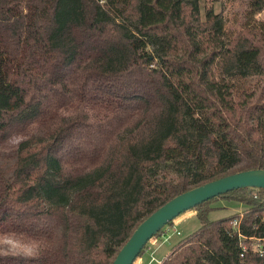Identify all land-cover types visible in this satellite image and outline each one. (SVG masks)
Returning a JSON list of instances; mask_svg holds the SVG:
<instances>
[{"label":"trees","instance_id":"1","mask_svg":"<svg viewBox=\"0 0 264 264\" xmlns=\"http://www.w3.org/2000/svg\"><path fill=\"white\" fill-rule=\"evenodd\" d=\"M57 1L0 0V142L19 138L0 157V227L33 243L0 264H111L173 197L264 170V0L202 19L199 0H78L60 32ZM218 201L244 209L208 221ZM191 211L199 228L160 264H264V190Z\"/></svg>","mask_w":264,"mask_h":264},{"label":"rangeland","instance_id":"2","mask_svg":"<svg viewBox=\"0 0 264 264\" xmlns=\"http://www.w3.org/2000/svg\"><path fill=\"white\" fill-rule=\"evenodd\" d=\"M229 0H199L198 9L199 16L202 19L203 9L207 6H212L215 12H218L220 5L228 7ZM81 9L78 0H58L55 13V20L58 24L57 31L70 22L79 21L81 19ZM264 20V11L257 17ZM253 81V79H251ZM19 138L16 136L0 142V157H11L17 147ZM213 210L207 214L208 221H217L221 218L233 216L242 213L244 206L234 202L218 201L211 205ZM192 213V214H191ZM181 221L173 227L165 226L162 230H167V242L163 243L151 256L148 254L151 251L150 242L155 245L159 244L162 238L156 237L149 240L144 253L133 264H158L162 258L171 250L172 246L191 235L199 228V223L193 214V211H187L179 216ZM178 217V218H179ZM177 219V218H176ZM171 228V229H170ZM33 254V243L27 237L6 234L5 230L0 227V256H30ZM151 258V259H150Z\"/></svg>","mask_w":264,"mask_h":264},{"label":"water","instance_id":"3","mask_svg":"<svg viewBox=\"0 0 264 264\" xmlns=\"http://www.w3.org/2000/svg\"><path fill=\"white\" fill-rule=\"evenodd\" d=\"M264 190V170H247L210 181L183 192L160 206L136 226L116 253L111 264H133L145 244L166 224L196 205L232 190Z\"/></svg>","mask_w":264,"mask_h":264},{"label":"crops","instance_id":"4","mask_svg":"<svg viewBox=\"0 0 264 264\" xmlns=\"http://www.w3.org/2000/svg\"><path fill=\"white\" fill-rule=\"evenodd\" d=\"M192 214V213H191ZM181 216V215H180ZM181 219L182 218H178L177 217V219H175L174 221H173V223H172V225L170 226V227H173V226H176L180 221H181ZM171 229V228H170ZM168 230V229H167ZM166 230H162V233L158 236V239L159 238H162V240L159 242V244H157V245H155V241L154 242H150V246H151V251H150V253L148 254L149 256H151L152 255V253L154 252V251H156L159 247H161V245L163 244V243H165V242H167V240H168V238H167V236H165L166 235V233H167V231L165 232ZM174 246V245H173ZM172 246V247H173ZM172 249V248H171ZM171 251V250H170ZM170 251H168V253H166V255L162 258V260L170 253ZM151 259V258H150ZM161 260V261H162ZM150 261V260H149ZM149 261H148V263L147 264H149ZM160 261V262H161ZM160 262H158V264H160Z\"/></svg>","mask_w":264,"mask_h":264},{"label":"built area","instance_id":"5","mask_svg":"<svg viewBox=\"0 0 264 264\" xmlns=\"http://www.w3.org/2000/svg\"><path fill=\"white\" fill-rule=\"evenodd\" d=\"M236 226H237V222L236 221H234V222L231 223V227L232 228H235L233 230V232L236 233V236H237L238 240L244 239L242 236H240L238 230L236 229ZM166 231H168V230H166ZM254 250H255L256 253H261L262 252L261 251V248H260V245H256L255 248H254ZM244 251H245V247L244 246H241V254H240V256H242V253Z\"/></svg>","mask_w":264,"mask_h":264}]
</instances>
